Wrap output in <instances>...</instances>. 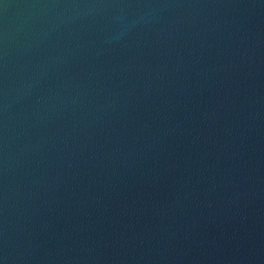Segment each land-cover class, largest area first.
I'll return each mask as SVG.
<instances>
[{"label": "water", "instance_id": "1", "mask_svg": "<svg viewBox=\"0 0 264 264\" xmlns=\"http://www.w3.org/2000/svg\"><path fill=\"white\" fill-rule=\"evenodd\" d=\"M0 264H264V0H0Z\"/></svg>", "mask_w": 264, "mask_h": 264}]
</instances>
